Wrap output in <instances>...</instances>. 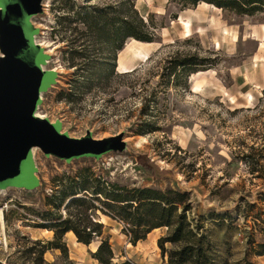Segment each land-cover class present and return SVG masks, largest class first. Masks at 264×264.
<instances>
[{"label": "rangeland", "instance_id": "rangeland-1", "mask_svg": "<svg viewBox=\"0 0 264 264\" xmlns=\"http://www.w3.org/2000/svg\"><path fill=\"white\" fill-rule=\"evenodd\" d=\"M135 6L144 20L154 18L156 39L147 43L150 49L144 51L141 43L128 40L116 57L117 75L104 89L69 98L74 68L65 52L72 36L64 32L66 23L59 22L66 15V0H39L38 10L28 17L35 30L31 44L43 57L38 67L51 76V83L39 91L36 115L58 124L60 134L69 139L90 137L105 141L107 147L94 157L70 160L31 149L32 186L0 187L5 226L0 223L1 264H98L91 257L98 240L85 246L67 233L55 241L52 231L34 227L29 211L43 209L53 178L83 166L128 187L189 193L188 217L199 224L209 245L208 264H264L258 248L264 244V92L238 87L232 77V70L255 50L244 38H249L252 26L264 23V13L236 16L202 3L180 11L169 0H136ZM96 48L105 53V46ZM176 53L215 58L217 64L189 76L186 85H165L162 68ZM4 58L0 34V61ZM121 63L134 65L136 74ZM152 90L162 91L158 105L147 103L142 120H150L146 118L153 112L158 129L134 135L139 109ZM139 138L143 143L137 146ZM99 220L114 262L167 264V255L162 257L157 246L166 228L133 245L120 223L102 215ZM171 248L165 244L166 250Z\"/></svg>", "mask_w": 264, "mask_h": 264}, {"label": "trees", "instance_id": "trees-1", "mask_svg": "<svg viewBox=\"0 0 264 264\" xmlns=\"http://www.w3.org/2000/svg\"><path fill=\"white\" fill-rule=\"evenodd\" d=\"M135 1L115 0L91 5L90 0L78 3L66 0V15L61 16L59 22L66 23L64 32L70 31L72 36L66 40L70 47L65 52L69 67L74 68L68 98L94 89H104L117 75L116 57L128 40L155 42L154 18L148 16L144 20L136 9ZM169 1L177 4L180 11L205 3L236 16L264 13V0ZM96 46H105V53ZM101 55H105L104 58ZM81 59L82 62H75ZM216 61L215 58L200 57L196 53H176L166 62L160 77L165 79V85L172 83V86L178 87L182 82L186 85L189 76L213 68ZM130 73L136 74V70ZM160 92L152 90L147 95L145 105L139 109V121L132 130L134 135L158 129L155 128V117L158 116L153 112L146 118L150 120L142 119L147 115V103L158 105L157 94ZM52 184L51 192L44 199L43 209L29 210L34 216V227L52 231L55 241H61L68 232L74 235L77 243L85 246L98 240L95 251L91 253L98 264H133L129 260L113 261L114 254L108 237L104 236L100 215L120 223L121 231L133 245L145 240L152 231L166 228L167 233L157 240V246L162 257L167 255V264H208L209 245L200 233L199 224H194L188 217L192 209L189 193L173 188L128 187L107 180L97 174L92 166H83L74 173L56 176ZM165 244L173 248L166 250ZM258 248L259 255H264V244H259Z\"/></svg>", "mask_w": 264, "mask_h": 264}, {"label": "water", "instance_id": "water-1", "mask_svg": "<svg viewBox=\"0 0 264 264\" xmlns=\"http://www.w3.org/2000/svg\"><path fill=\"white\" fill-rule=\"evenodd\" d=\"M0 187H31V149L70 160L94 157L106 149L105 141L90 137L69 139L58 124L34 116L39 91L51 83L40 71L42 55L31 44L35 30L28 22L38 10L39 0H0Z\"/></svg>", "mask_w": 264, "mask_h": 264}, {"label": "crops", "instance_id": "crops-1", "mask_svg": "<svg viewBox=\"0 0 264 264\" xmlns=\"http://www.w3.org/2000/svg\"><path fill=\"white\" fill-rule=\"evenodd\" d=\"M234 33L236 32L234 31ZM246 35V37L249 35V38H244V41L248 39L253 42L255 50L241 65L232 70L233 83L238 87L247 86L250 87V89H254V91L258 90L264 92V23L252 26ZM141 45L143 46L144 51L150 49V44L141 43ZM233 47L235 48V45ZM121 64L126 67L128 72L133 71L136 68L134 65L128 63ZM119 65L120 63L118 62L116 64L117 69H119Z\"/></svg>", "mask_w": 264, "mask_h": 264}, {"label": "bare ground", "instance_id": "bare-ground-1", "mask_svg": "<svg viewBox=\"0 0 264 264\" xmlns=\"http://www.w3.org/2000/svg\"><path fill=\"white\" fill-rule=\"evenodd\" d=\"M36 114V113H35ZM37 116V115H36ZM40 118V117H39ZM143 143V139L142 138H139L137 139V142H136V145L139 146L140 144ZM3 217H2V214L0 213V223L2 224V227L4 228V220H2Z\"/></svg>", "mask_w": 264, "mask_h": 264}, {"label": "built area", "instance_id": "built-area-1", "mask_svg": "<svg viewBox=\"0 0 264 264\" xmlns=\"http://www.w3.org/2000/svg\"><path fill=\"white\" fill-rule=\"evenodd\" d=\"M34 116L36 117V118H39L38 116H36V114L34 113ZM39 119H41V120H43L42 118H39ZM1 241V240H0Z\"/></svg>", "mask_w": 264, "mask_h": 264}]
</instances>
